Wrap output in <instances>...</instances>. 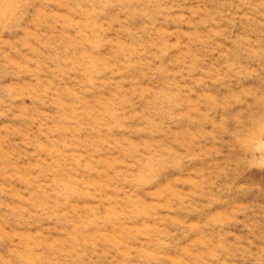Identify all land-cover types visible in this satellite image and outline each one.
<instances>
[{
  "label": "rangeland",
  "instance_id": "rangeland-1",
  "mask_svg": "<svg viewBox=\"0 0 264 264\" xmlns=\"http://www.w3.org/2000/svg\"><path fill=\"white\" fill-rule=\"evenodd\" d=\"M0 264H264V0H0Z\"/></svg>",
  "mask_w": 264,
  "mask_h": 264
}]
</instances>
